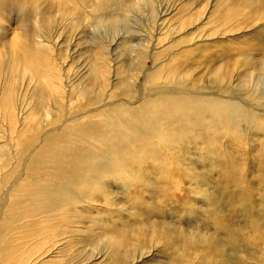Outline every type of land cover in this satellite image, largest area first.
Wrapping results in <instances>:
<instances>
[{
    "label": "rangeland",
    "instance_id": "374dc122",
    "mask_svg": "<svg viewBox=\"0 0 264 264\" xmlns=\"http://www.w3.org/2000/svg\"><path fill=\"white\" fill-rule=\"evenodd\" d=\"M120 1L0 0V264H264V0Z\"/></svg>",
    "mask_w": 264,
    "mask_h": 264
},
{
    "label": "bare ground",
    "instance_id": "6f19581e",
    "mask_svg": "<svg viewBox=\"0 0 264 264\" xmlns=\"http://www.w3.org/2000/svg\"><path fill=\"white\" fill-rule=\"evenodd\" d=\"M131 1V0H130ZM133 1V0H132ZM142 1H144V2H146V4L148 5V8L149 9H153L152 7H153V4H152V1L150 0L149 2L147 1V0H142ZM117 2H119V3H121V1L120 0H117ZM130 3V2H129ZM134 2H132L131 4H133ZM126 6V5H125ZM155 9V8H154ZM71 12V11H70ZM158 13V12H157ZM162 32V31H161ZM126 34V33H125ZM43 41L44 42H42V43H40L39 44V48H40V50L43 52V54H44V58H47V55L48 54H50L51 53V51H52V49L53 48H55V47H57V45L55 44V43H52V41L49 39V40H45V39H43ZM25 45V44H24ZM26 46V45H25ZM24 47V46H23ZM37 49V46H35L34 47V51ZM28 53H30V52H27L26 50L25 51H21V54H22V56H24V55H27ZM35 54V53H34ZM21 56V57H22ZM35 56L36 57H38V55L37 54H35ZM8 99H6L5 100V103H6V101H7ZM152 100H156V97H153V99ZM129 102V104H130V106H132V105H136V104H138V106L137 107H140L141 106V104H142V101H128ZM167 102H168V105L169 104H174V103H177L178 104V107L180 106L179 105V103L177 102V100H174V99H167ZM6 105L9 107V109L11 108V106H10V103L9 104H5V107H6ZM13 108V107H12ZM8 109V108H7ZM11 111H8L9 113H11L12 112V109H10ZM133 112V110L131 111V113ZM13 113V112H12ZM84 115H86V117H84L80 122H79V130H82V129H84V131L86 132V130H91V129H93L94 127L93 126H95V127H97V126H99L98 125V123L97 122H95L94 120H92V119H99V120H101L103 117H104V115H102V114H100V113H98V112H91V110H88V111H86V112H84L83 113ZM81 117V115L78 117V118H80ZM92 120V121H91ZM130 120V118H128V117H126L125 116V114H123V113H116V118H115V123L118 125V126H121V127H125V126H127V123H126V121H129ZM62 121H64V120H62ZM66 121V120H65ZM65 121L63 122V123H65ZM69 121V120H68ZM72 121V120H71ZM91 122V123H90ZM110 125V124H109ZM61 126H62V124H61ZM81 126H83L84 128H82ZM111 126H112V124H111ZM54 131H56L55 133H53V134H51V137L52 136H54V135H61L62 134V132H61V127H57V128H55L54 129ZM49 140V138L48 139H46V140H42V143L43 142H47ZM57 155H59V154H57ZM29 163V162H28ZM29 170H31V168H29V165L27 164V162H24L23 164H22V169H21V171H20V175H23V176H26L27 174H28V171ZM21 179V178H20ZM5 199V197L3 196V194L0 196V206H1V203H2V201ZM80 200H86V201H90V198H82V199H80ZM85 201V202H86ZM125 255H122V256H120L119 254H118V252L117 251H113V250H111L110 251V258L111 259H113L114 261H117V263L118 264H124L125 263Z\"/></svg>",
    "mask_w": 264,
    "mask_h": 264
}]
</instances>
